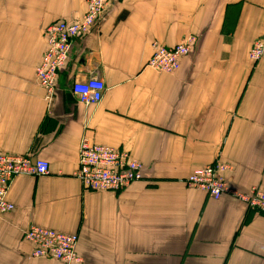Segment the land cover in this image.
Listing matches in <instances>:
<instances>
[{
    "label": "crops",
    "instance_id": "1",
    "mask_svg": "<svg viewBox=\"0 0 264 264\" xmlns=\"http://www.w3.org/2000/svg\"><path fill=\"white\" fill-rule=\"evenodd\" d=\"M85 0H0V153L48 162L18 174L0 213V264H63L33 257L30 224L77 235L79 264H264V212L185 177L215 159L229 185L264 187V0H110L75 38L49 100L35 75L43 28L78 19ZM196 42L174 73L147 66L152 44ZM104 85L84 104L72 84ZM128 152L143 178L118 191L85 189L73 175L81 139Z\"/></svg>",
    "mask_w": 264,
    "mask_h": 264
},
{
    "label": "built area",
    "instance_id": "2",
    "mask_svg": "<svg viewBox=\"0 0 264 264\" xmlns=\"http://www.w3.org/2000/svg\"><path fill=\"white\" fill-rule=\"evenodd\" d=\"M110 0H85V11L73 21L56 20L43 29L45 49L35 67L40 86L49 100L54 91L58 71L65 65L71 43L82 37L95 24L107 8ZM184 39L171 47L153 43V51L148 65L157 71L172 72L178 69L179 61L188 52V44L193 39ZM264 53V36L256 40L250 49V55ZM72 92L84 104L96 103L102 98L104 85L97 77H88L72 84ZM227 163L214 162L192 170L186 178L190 186H197L214 197L226 192L246 202L249 207L264 210V191L251 187L248 191L233 190L225 177L230 171ZM142 164L127 152L112 146L81 139L78 145L77 169L73 175L81 185L89 190L115 191L142 177ZM48 173V162L29 157L0 153V213L8 212L13 204L7 199L11 180L18 174L44 175ZM24 238L32 244L33 257L50 258L63 264H79L81 257L76 253L77 235L52 228L30 224L24 230Z\"/></svg>",
    "mask_w": 264,
    "mask_h": 264
},
{
    "label": "rangeland",
    "instance_id": "3",
    "mask_svg": "<svg viewBox=\"0 0 264 264\" xmlns=\"http://www.w3.org/2000/svg\"><path fill=\"white\" fill-rule=\"evenodd\" d=\"M85 7H86V5H85ZM84 11H85V9H84ZM67 21V20H66ZM53 22H55V21H52V22H50L49 24H51V23H53ZM49 24H47L46 26H48ZM45 26V27H46ZM45 27L43 28V29H45ZM42 33H43V31H42ZM184 35H188V36H191L193 39L191 40V42L188 44V52L186 53V54H184V56H182L181 58H180V61H179V67H180V62H181V60L185 57V56H187V55H189V53H190V51L192 50V47H193V45L195 44V42H196V35H194V34H191V33H187V34H184ZM183 35V36H184ZM181 37V39L177 42V43H181L182 41H183V39H184V37ZM264 36V34L263 35H261V36H259L258 38H256L252 43H251V45H250V47H249V49H248V51H247V56H248V58L250 59V60H252V61H254V62H257L258 60H260L263 56H264V53L262 52V53H260V54H257V55H255V57H252L251 55H250V49H251V46H252V44L256 41V40H258V39H260V38H262ZM176 43V44H177ZM157 44V43H156ZM158 45H160V44H158ZM161 46H163V45H161ZM173 46V45H172ZM152 47H153V44H152ZM164 47H171V46H164ZM152 51H153V48H152ZM151 54H152V52H151ZM151 56V55H150ZM150 56H149V58H150ZM149 58H148V60H149ZM148 60H147V63H146V65L147 66H149V67H151L150 65H148ZM179 67H178V69H179ZM62 68V67H61ZM60 68V69H61ZM153 70H155L156 72H162V73H174L175 71H177V70H175V71H172V72H165V71H157L156 69H154L153 67H151ZM36 75V74H35ZM37 78V77H36ZM89 141V140H88ZM91 142V141H90ZM110 146V145H109ZM113 147V146H112ZM114 148H116V147H114ZM116 149H118V148H116ZM118 150H120V149H118ZM120 151H123V150H120ZM78 153V152H77ZM128 153V152H127ZM129 154V153H128ZM130 155V154H129ZM131 156V155H130ZM132 158H134L133 156H131ZM135 159V158H134ZM135 160H137V159H135ZM138 161V160H137ZM140 162V161H139ZM214 162H219V163H223L224 161H222V160H220L219 158H217V159H215L213 162H211V163H214ZM141 163V162H140ZM224 163H227V162H224ZM142 164V163H141ZM208 164H210V163H208ZM228 164V163H227ZM206 165V164H205ZM142 166H143V172H144V165L142 164ZM204 166V165H203ZM200 167H202V166H200ZM196 168H198V167H196ZM196 168H194V169H196ZM193 169V170H194ZM143 172H142V177L140 178V179H142L143 178ZM230 171H227L226 173H225V177H226V179H227V173H229ZM189 175V174H188ZM187 175V176H188ZM187 176L185 177V179H184V183H185V185L187 186V187H192V188H195V189H199V190H201V191H203V192H205L209 197H211L212 199H218L219 197H221V195H223V194H228V193H226V192H224V193H222L219 197H214V196H212L209 192H206L205 190H203V189H201V188H199V187H197V186H190L187 182H186V178H187ZM140 179H134V180H132L130 183H128L126 186H124V187H122V188H120V189H118V190H115V191H112V192H118V191H120V190H122V189H124V188H126L127 186H129L132 182H134V181H138V180H140ZM79 180V179H78ZM227 183H228V180H227ZM228 185H229V183H228ZM230 186V185H229ZM231 187V186H230ZM253 187H258V188H260L262 191H264V187H262V186H253ZM232 188V187H231ZM251 188V187H250ZM86 189V188H85ZM89 190V189H88ZM233 190H236V189H234L233 188ZM92 191H103V190H92ZM237 191H239V192H245V191H240V190H237ZM110 192V191H109ZM228 195H230V196H232V197H234L235 199H237V200H240V201H242L243 203H245L246 204V202L244 201V200H242V199H240V198H238V197H236V196H233V195H231V194H228ZM247 205V204H246ZM248 206V205H247ZM249 207V206H248ZM252 209H254V210H258V211H261V212H264V210H262V209H259V208H257V207H251Z\"/></svg>",
    "mask_w": 264,
    "mask_h": 264
},
{
    "label": "water",
    "instance_id": "4",
    "mask_svg": "<svg viewBox=\"0 0 264 264\" xmlns=\"http://www.w3.org/2000/svg\"><path fill=\"white\" fill-rule=\"evenodd\" d=\"M36 161V159H32V162L34 163Z\"/></svg>",
    "mask_w": 264,
    "mask_h": 264
}]
</instances>
